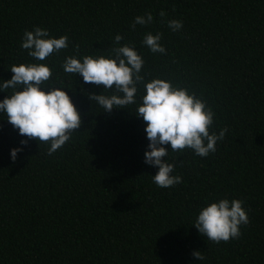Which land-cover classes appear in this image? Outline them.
Masks as SVG:
<instances>
[{"label": "trees", "instance_id": "16d2710c", "mask_svg": "<svg viewBox=\"0 0 264 264\" xmlns=\"http://www.w3.org/2000/svg\"><path fill=\"white\" fill-rule=\"evenodd\" d=\"M146 11L153 22L133 29ZM171 19L182 21L178 32ZM33 26L67 35L68 48L35 61L20 48ZM149 32L161 33L164 54L142 45ZM116 34L142 55L146 82L195 93L215 113L210 132L227 128L207 157L169 152L182 178L173 187H156L157 169L143 162V85L137 104L103 112L89 95L112 91L61 68L65 56H109ZM34 62L49 66V82L64 88L81 123L48 155L46 142L18 135L0 115V264H264V0H0V80L11 65ZM221 198L241 200L249 222L216 244L192 225Z\"/></svg>", "mask_w": 264, "mask_h": 264}, {"label": "clouds", "instance_id": "9594fccd", "mask_svg": "<svg viewBox=\"0 0 264 264\" xmlns=\"http://www.w3.org/2000/svg\"><path fill=\"white\" fill-rule=\"evenodd\" d=\"M158 15L163 18L165 12ZM153 22V15L146 11L133 18L131 27L145 26ZM172 32H178L182 21H166ZM120 34L113 37V47L109 56L76 55L65 56L61 68L64 73L79 75L85 84L100 86L111 95H89V99L103 108V112L120 109L129 104H137L138 85H143V94L136 107V116L145 122L144 133L148 141L143 153V162L157 169L152 182L158 188H170L181 183L179 175H173L174 163L167 159L169 152L192 150L201 158L216 151V143L224 139L227 128L212 131L215 113L205 100L186 88L172 85L168 80L152 78L145 81L141 74L145 63L131 44H120ZM161 33H146L141 41L150 53L164 54ZM20 48L35 61H45L53 53L59 54L68 48V37L54 38L47 29L33 26L25 30ZM10 79L0 80V93L11 90L0 99V115L17 130V134L28 139L48 144L47 154L52 155L70 140L75 129L80 127V113L64 88L53 86L49 81L52 70L46 63H27L11 65ZM21 147L9 150L11 162L23 150ZM165 145L168 147L166 148ZM238 199L221 198L209 202L198 211L193 227L200 235L212 243L219 244L241 235L240 228L248 224V215ZM192 255L203 260L201 252Z\"/></svg>", "mask_w": 264, "mask_h": 264}]
</instances>
